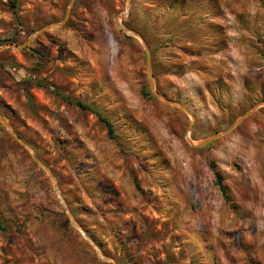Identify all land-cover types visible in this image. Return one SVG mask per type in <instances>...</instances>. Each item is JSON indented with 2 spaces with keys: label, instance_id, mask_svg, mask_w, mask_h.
I'll list each match as a JSON object with an SVG mask.
<instances>
[{
  "label": "rangeland",
  "instance_id": "374dc122",
  "mask_svg": "<svg viewBox=\"0 0 264 264\" xmlns=\"http://www.w3.org/2000/svg\"><path fill=\"white\" fill-rule=\"evenodd\" d=\"M16 2L0 45L35 37L0 49V264H264V104L198 145L264 102V0Z\"/></svg>",
  "mask_w": 264,
  "mask_h": 264
},
{
  "label": "water",
  "instance_id": "95a60500",
  "mask_svg": "<svg viewBox=\"0 0 264 264\" xmlns=\"http://www.w3.org/2000/svg\"><path fill=\"white\" fill-rule=\"evenodd\" d=\"M67 16H68V14H67ZM59 24H52V27H56V26H58ZM48 27H50V26H45V27H43V28H41L40 30H38V32L36 33V34H38V33H40V32H42L43 30H45L46 28H48ZM126 31H129L132 35H134V36H136L137 38H139L141 41H142V44H143V46H144V48H145V50H146V53H147V55H148V57H147V61H148V66H149V81H148V84H149V88H150V90H151V92H152V94L155 96V97H157V98H159L160 100H162L164 103H166V104H169V105H174V106H178L179 108H182V106L178 103V102H176V101H173V100H171V99H168V98H166L165 96H163L162 94H160L158 91H156L155 90V88H154V86H153V76H152V72H151V67H150V58H149V50H148V48H147V46H146V44L144 43V41H143V39H142V37L139 35V34H137L135 31H133V30H127V29H125ZM35 37V35H32L24 44H22V45H16V44H13V43H4V44H2V45H0V49H2V48H16V49H21V48H23L26 44H28L33 38ZM264 104V102H260V103H258V104H256L252 109H250L249 111H247V112H245V113H243L241 116H239L228 128H226L225 130H222V131H220V132H218V133H215V134H213V135H211V136H208V137H206V138H204L201 142H199V146H203V145H205V144H207V143H209L210 141H212V140H214L215 138H217V137H220V136H223V135H226V134H228L229 132H231L234 128H235V126L244 118V117H246V116H248V115H250L256 108H258L259 106H261V105H263ZM183 109V108H182Z\"/></svg>",
  "mask_w": 264,
  "mask_h": 264
},
{
  "label": "trees",
  "instance_id": "16d2710c",
  "mask_svg": "<svg viewBox=\"0 0 264 264\" xmlns=\"http://www.w3.org/2000/svg\"><path fill=\"white\" fill-rule=\"evenodd\" d=\"M11 4H12V7H16L17 5V2L16 0H11ZM15 13V12H14ZM14 18L17 20V15L16 13L14 14ZM58 95H60L59 92H56ZM145 94H148V92ZM67 101L71 102L68 98H66ZM75 105H77L78 107L82 108V109H86L87 107L81 102V101H75L74 102ZM92 112L97 116L98 120L100 122H102L104 124V126L106 127V130L108 132V135H111L112 133V124H111V121L106 117L104 116L99 110H92ZM215 174V184L217 186V188L219 189L222 197L224 198L225 201H228V196H227V188L226 186L223 184L222 182V178H221V175L219 174V171L216 170L214 172Z\"/></svg>",
  "mask_w": 264,
  "mask_h": 264
}]
</instances>
